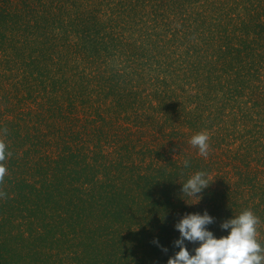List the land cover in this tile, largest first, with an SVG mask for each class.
<instances>
[{
  "label": "trees",
  "instance_id": "obj_1",
  "mask_svg": "<svg viewBox=\"0 0 264 264\" xmlns=\"http://www.w3.org/2000/svg\"><path fill=\"white\" fill-rule=\"evenodd\" d=\"M0 139V264H167L205 210L264 246V0H0Z\"/></svg>",
  "mask_w": 264,
  "mask_h": 264
},
{
  "label": "clouds",
  "instance_id": "obj_2",
  "mask_svg": "<svg viewBox=\"0 0 264 264\" xmlns=\"http://www.w3.org/2000/svg\"><path fill=\"white\" fill-rule=\"evenodd\" d=\"M2 134L7 135L6 128L2 130ZM208 141V134L201 131L194 134L189 143L198 149L200 156L207 158L210 147ZM11 155L6 142L0 139V184L8 174L5 161ZM188 163L185 160L184 166L187 167ZM211 183L205 172L198 171L182 183V195L198 198L199 202L201 196L198 194H201ZM6 195L0 190V198ZM214 222V218L206 210L203 214H185L175 224L180 237L174 241V246L180 250L169 257L167 264H264V246L257 239V226L260 220L251 210H244L238 216L221 223L222 229L230 230L227 236L214 237L207 227ZM185 241L199 243V246L193 249L194 255H190Z\"/></svg>",
  "mask_w": 264,
  "mask_h": 264
}]
</instances>
